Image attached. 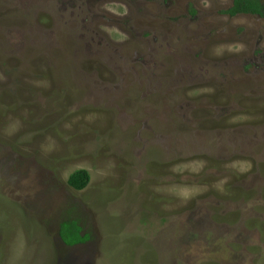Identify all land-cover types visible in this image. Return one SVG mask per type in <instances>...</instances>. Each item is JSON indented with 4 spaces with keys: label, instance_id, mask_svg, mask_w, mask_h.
<instances>
[{
    "label": "rangeland",
    "instance_id": "obj_1",
    "mask_svg": "<svg viewBox=\"0 0 264 264\" xmlns=\"http://www.w3.org/2000/svg\"><path fill=\"white\" fill-rule=\"evenodd\" d=\"M231 3L0 0V264H264V17Z\"/></svg>",
    "mask_w": 264,
    "mask_h": 264
},
{
    "label": "trees",
    "instance_id": "obj_2",
    "mask_svg": "<svg viewBox=\"0 0 264 264\" xmlns=\"http://www.w3.org/2000/svg\"><path fill=\"white\" fill-rule=\"evenodd\" d=\"M224 14L235 17L241 14H251L264 17V0H232L231 5L223 10ZM90 181L88 170L80 168L74 170L67 178V184L75 189H84ZM67 225L73 226L70 230H65L62 227ZM58 234L66 246H74L84 243L89 239L88 234L81 233V227L76 221L65 219L58 228Z\"/></svg>",
    "mask_w": 264,
    "mask_h": 264
}]
</instances>
